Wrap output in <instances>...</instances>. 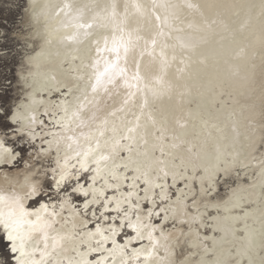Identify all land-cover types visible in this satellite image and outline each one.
Listing matches in <instances>:
<instances>
[{"label": "bare ground", "instance_id": "bare-ground-1", "mask_svg": "<svg viewBox=\"0 0 264 264\" xmlns=\"http://www.w3.org/2000/svg\"><path fill=\"white\" fill-rule=\"evenodd\" d=\"M196 1L194 8H180L169 3L177 0H155L157 5L169 6L164 11L163 7L153 10V0H36L35 8L33 0H28L25 16L33 27L31 39L35 38L37 44H32L34 50L26 56L27 70L20 72L23 92L10 115L13 128L0 132V143L15 154L11 163H0V195L21 197L33 219L43 205H47V213L55 212L49 217L53 221L50 235L64 239L55 252L49 248L44 264H121V250L127 264H246L248 254L264 253V184L258 163L264 159V150L259 149L264 143V0H205L210 7L201 5L202 0ZM65 4L72 7L61 12ZM136 4L146 8L144 15L137 13ZM156 12L166 16V22L156 21ZM220 16L226 21L216 24ZM126 18L128 21L123 22ZM182 21L187 28L175 31L174 24ZM78 22H94L93 28L78 29ZM138 25L146 29H132ZM126 29L130 31L124 35ZM83 31L91 35L81 36L78 44L64 39ZM183 31L192 33V38ZM129 35L134 47L127 56V69L129 76L138 70L140 91L122 85L111 94L101 92L86 109L89 116L95 113V121L75 130L78 136L91 133L99 139L101 150L111 158L104 162L99 174L91 164L88 172L80 173L78 181L72 179L57 191L53 169H58L57 160L63 164L68 149L63 141L59 149L55 142L49 145L51 133L57 129L45 111L51 112L60 101L72 99L65 95L66 85H73L74 91L77 85L83 88L85 81L77 77L90 71L85 65L96 58V40L102 47L107 36L111 47L112 37L127 41ZM194 37L199 41L194 42ZM201 53L204 55L200 58ZM101 55L107 59L109 54ZM185 55L189 56L190 67L181 60L180 56ZM170 57L172 60L167 61ZM129 91L136 95L124 105ZM144 91L148 104L141 107ZM14 116L19 118L17 122ZM32 116L37 120L32 124L35 137L25 128ZM137 116L139 127L129 133L127 129L136 126ZM105 119L107 124L103 123ZM98 129L104 130L103 137ZM128 136L133 139L122 138ZM20 138L24 139L22 144ZM113 139L119 140L115 150ZM26 146L31 152L23 159L19 150ZM218 150L222 153L219 161ZM233 157L236 163L215 178L212 192L207 197L200 196L197 173ZM75 163L74 159L70 161ZM26 176L39 186V195L24 198ZM86 176L89 181H85ZM229 177L236 178V184L228 182ZM48 181L53 182L51 190ZM77 183L88 190V196L73 193L72 189L66 192L67 185ZM223 189L226 193L222 197ZM234 189L239 190L234 207L218 212L205 210V202L226 200ZM53 196L61 197L60 201ZM38 197L49 200L32 208ZM77 197L83 200L79 202ZM10 210L8 204H0V211L7 214ZM197 212L198 220L192 223ZM149 213H153L150 219ZM136 216L155 229L158 244L148 261L144 251L152 250V242L146 237L137 239V233L126 226L129 219L135 222ZM0 230L11 250L2 226ZM27 251L31 259L12 252L15 264L20 259L28 264L40 260L43 241H34ZM135 253H140L138 259Z\"/></svg>", "mask_w": 264, "mask_h": 264}, {"label": "snow or ice", "instance_id": "snow-or-ice-1", "mask_svg": "<svg viewBox=\"0 0 264 264\" xmlns=\"http://www.w3.org/2000/svg\"><path fill=\"white\" fill-rule=\"evenodd\" d=\"M37 6L36 0H33L32 7L35 8ZM188 7H194L192 4H188ZM70 4H65L63 8L60 9L61 12L64 11L65 8H71ZM134 7L137 10V13L140 15H144L146 8L142 5L136 4ZM159 7H169L168 5H157L155 0H153L152 8L153 10ZM113 17L116 16L115 6H113L112 11ZM154 18L156 21H160L162 24L166 22L167 17H161L158 12L154 13ZM38 19V17L33 14V20ZM94 22H78L75 26L78 29H92ZM159 34H163L162 32ZM91 35L89 31L83 32H75L69 34L64 37V39L69 43H80L81 36L87 37ZM156 41L153 40L152 44L155 46ZM134 47L132 37L129 35L127 41L124 40L123 37H120L119 41H117L116 37H112L111 39V47L109 46V38L105 36L103 38V46L101 47V41L96 40V58L90 60L85 67L90 71L84 75L78 76L77 79L84 80L85 83L83 88L81 89L79 85L75 87V91L73 89V85L68 84L65 86V95L71 96L72 99L62 100L58 104L54 105L51 112L48 110L45 111V115H50L52 117V123L54 124L57 131L52 132V141H48L49 145L53 142L56 143L57 148L59 149L60 143L63 141L66 143V147L68 152L65 155L63 164L57 160L58 169H53L55 175L53 179L55 181V185L57 191H60L62 186L65 185L68 181L72 179L79 180V175L81 172H88L90 170L89 165L95 164L94 171L97 174L100 173L101 168L108 159H110V154H106L101 150V142L99 139H94L91 133L84 134L80 133L78 136L76 134V129L82 128L87 125L89 121H95L96 116L95 113H92L91 116L88 115L86 109L90 104L95 103V99L100 95L101 92L108 95L111 94L115 89H118L122 85L128 89L135 87L137 91H140L139 81L141 79L139 72H135L131 76H129L127 69V56L131 48ZM122 50V51H121ZM102 53L109 54L107 59L102 57ZM123 56L124 65H121V58ZM133 81H136L134 84ZM147 88V86H146ZM80 94L77 95L76 93ZM91 93V96L89 95ZM155 94V92H153ZM136 95V93H132L129 91L127 93V97L124 99L123 104L127 105L132 102V98ZM148 104L147 99V91H144V99L141 107H146ZM123 111L124 108L121 107L119 109ZM62 113V114H61ZM59 118L57 119V115ZM115 115V113H112ZM4 117H0V120H3ZM18 117H13V121L17 122ZM137 124L135 127H128L127 131L132 133L136 131V128L139 127V116L136 117ZM37 123L36 117L32 116L28 121V124L25 126L27 133L30 136L35 137L36 132L32 128V124ZM43 125V121L39 122ZM104 124H107V120L103 121ZM99 136H104V130L98 129ZM112 131L115 133L116 129L113 128ZM81 136L84 138V144H81ZM124 139H133V137H122ZM119 144L118 139L112 140L113 150ZM75 146V147H73ZM105 146H107V140L105 141ZM222 153L218 150V155L216 157L217 161L220 160V155ZM14 153L11 152L3 143H0V163L9 164L13 161ZM75 160V164H70L71 160ZM253 161H255V157H253ZM236 163L235 157L231 161L225 159L222 162H218L212 166H205L201 169L197 175L200 179V188L199 195L202 197H207L211 192L212 188L215 184V178L220 174L221 171L227 173L229 171V167ZM251 163V162H250ZM259 163V175L261 177V182L264 184V159L258 161ZM77 165L79 166L77 168ZM71 169V170H70ZM165 176L168 173L165 171ZM175 180V176H174ZM93 181H95V177H93ZM25 186L26 191L24 193V198H29L33 196H37L40 194V188L36 183H33L30 177H25ZM73 193H78L83 196H88L89 192L84 186L79 183L73 185L72 187ZM164 198V197H162ZM181 198L178 197L179 201ZM239 199V190L234 189L231 196L220 202H212L208 201L204 203V208L207 211L209 208L216 210L217 212L223 208L224 210H228L230 207H234V201ZM197 201L195 198L193 199V205H196ZM0 204H8L11 208L10 211L5 214L3 211H0V226L4 229V235L7 240L11 244V251L13 253H19L20 257L23 258L25 256H31L27 251L28 247L34 241H43V251H41L40 260H32L31 264H44V259L47 255H49V248L55 252L57 246L61 245V241L64 239L63 236H52L50 235V229L52 228L53 221L49 218L50 216H54L55 212L47 213V205L42 206V211L37 212L34 215V219L32 218V214H29L23 207V199L19 196H11L6 197L4 195H0ZM88 205L85 204V208ZM179 211V209H178ZM43 213V214H42ZM127 209H125V215H127ZM158 215L159 213H155ZM210 214V213H209ZM153 215V213H149V219ZM199 212L193 214L192 223H196L199 217ZM167 219V217H165ZM124 226V225H120ZM127 227L131 228L133 231L137 233V239L143 240L145 237L152 242L150 247L151 251L145 249L144 251V259L148 261L152 255V253L156 250V245L158 241L155 240L153 235L155 229L152 225H144L141 223V218L139 216L135 217V222L131 219L127 222ZM145 227L151 228L150 231H143ZM100 230L97 229V232ZM112 235H115V229H113ZM247 239L248 237H244ZM105 239H109V237H105ZM51 240V243L49 241ZM17 241L19 243H17ZM27 242V243H26ZM113 245H116V241H112ZM195 246V245H194ZM127 246L125 245V248ZM36 251V248L33 247V253ZM115 251V249H114ZM122 251V259L121 264H127L126 261L123 260V250ZM168 251V249H166ZM243 255V253H241ZM140 253H135V258H139ZM17 264H28L24 259L18 260ZM187 264V262H186ZM215 264H222L221 261L215 262ZM246 264H264V253L258 255L248 254V258Z\"/></svg>", "mask_w": 264, "mask_h": 264}, {"label": "rangeland", "instance_id": "rangeland-1", "mask_svg": "<svg viewBox=\"0 0 264 264\" xmlns=\"http://www.w3.org/2000/svg\"><path fill=\"white\" fill-rule=\"evenodd\" d=\"M178 2H169L173 6H177L181 8V6H186L188 4H192L195 7V4H197L196 0H177ZM28 0H0V117H4L3 120H0V132H10L12 130L11 124H9L10 121V115L13 110V105L16 101H20L22 98V92H23V84L20 78V72H25L28 68V65L26 64V56L33 52L34 48L36 47L37 40L31 39L30 32L33 31V27L30 22L27 21L25 13L28 9ZM117 2V0H116ZM120 3V2H119ZM122 5V4H121ZM201 5L210 7V3L208 1L202 0ZM189 7V8H194ZM163 10L165 11L166 8L163 7ZM182 11L184 8H182ZM186 13L190 16L192 15L191 11H186ZM184 15L185 12H182ZM186 17V16H185ZM189 17V16H187ZM191 18V17H190ZM128 21V18L124 19L123 22ZM226 21V17L220 16L216 20V24H221L222 22ZM174 23V21H173ZM210 23V21L208 22ZM123 26V25H122ZM186 23L184 21L180 22L179 24H174V30L176 31V28L179 29L180 32L183 29H186L187 27ZM128 27L127 25L123 26ZM217 29L219 26H216ZM121 28V27H120ZM135 30H143L146 29L145 27L136 26L135 28H132ZM166 29V32H169ZM191 30V29H190ZM248 29H246L244 32H247ZM130 30L126 29L124 32V35L127 34ZM172 31V30H171ZM136 32V31H135ZM117 33H119L117 28ZM182 33H187V38H192V33L183 31ZM135 34V33H133ZM118 36V34H117ZM116 37V36H115ZM117 41H119V38H117ZM194 42L199 41V39L195 38L193 39ZM32 44H34L32 46ZM169 43L167 42V45ZM170 45V44H169ZM154 46V45H153ZM173 51L171 50V53ZM204 55V53L198 54V56L201 58ZM181 60L189 64V56H180ZM196 57V56H195ZM167 58V54H166ZM172 58L170 57L169 60L171 61ZM187 65V64H186ZM186 68V66H184ZM190 67V64H189ZM188 69V72H190V68ZM232 67L234 65L232 64ZM236 72V70H234ZM199 84V83H198ZM23 138H20L19 141L22 144ZM26 142V140L24 141ZM260 150H264V143H262L259 146ZM21 155L23 156V159H25L31 152L29 148L26 146L24 148H20ZM22 162V161H21ZM20 165V164H19ZM90 178L86 176L85 181H89ZM228 182L232 184H236V178L229 177ZM246 182H249L248 179H246ZM53 182L48 181L47 187L49 190H51L53 187ZM73 187V184H69L66 187V192L68 190H71ZM226 193V190L223 189L220 193V196H224ZM54 200L60 201L61 197L59 196H53ZM49 200V198L45 197H38L35 201L32 202L31 207L35 208L38 204L41 203L42 200ZM77 200L81 202L83 198L77 197ZM123 234L120 236V240L123 241ZM3 232L0 230V264H15V254L12 253L10 250V246H8L5 242Z\"/></svg>", "mask_w": 264, "mask_h": 264}]
</instances>
